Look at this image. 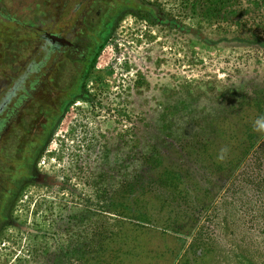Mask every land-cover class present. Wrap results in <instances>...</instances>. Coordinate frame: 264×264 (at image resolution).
Wrapping results in <instances>:
<instances>
[{"label": "rangeland", "instance_id": "rangeland-1", "mask_svg": "<svg viewBox=\"0 0 264 264\" xmlns=\"http://www.w3.org/2000/svg\"><path fill=\"white\" fill-rule=\"evenodd\" d=\"M64 1L0 0V104L20 83L23 43L36 50ZM154 1L185 29L118 23L90 76L96 99L70 109L41 158L54 174L60 153L83 178L75 193L20 192L0 264H264V138L224 171L264 96V0ZM172 171L176 191L159 179Z\"/></svg>", "mask_w": 264, "mask_h": 264}, {"label": "flooded vegetation", "instance_id": "flooded-vegetation-1", "mask_svg": "<svg viewBox=\"0 0 264 264\" xmlns=\"http://www.w3.org/2000/svg\"><path fill=\"white\" fill-rule=\"evenodd\" d=\"M56 10L34 31L36 50L29 55L30 44L23 43L20 83L0 104V155L8 152L17 158L21 191L39 185L76 192L77 184L72 181L77 175L83 176L76 172L74 161L66 174V159L58 153L59 170L49 174L41 158L50 135L60 130L70 109L80 100L96 99L90 76L118 23L134 15L152 23L180 27L178 20L165 15L154 0H66ZM263 100L264 96L251 100L254 111L247 116L241 133L248 123L258 120L257 103ZM78 144L87 146L86 141ZM240 145L243 144L237 147Z\"/></svg>", "mask_w": 264, "mask_h": 264}, {"label": "trees", "instance_id": "trees-1", "mask_svg": "<svg viewBox=\"0 0 264 264\" xmlns=\"http://www.w3.org/2000/svg\"><path fill=\"white\" fill-rule=\"evenodd\" d=\"M179 26L182 29L185 27L181 24ZM188 31H192L202 35L199 30H194L193 28H188ZM204 40L208 43H217L213 42L207 38ZM255 41H258L262 46H264V40H259L256 38ZM257 117H264V100L257 103ZM248 123V122H247ZM254 123H248L246 125L245 131H243L241 139L243 145L237 147V151L241 152L240 158L235 161H232L228 164L224 171L227 174V179L233 176V172L237 170L241 163L245 160L246 156L255 148V146L264 138V131H257L254 128ZM236 137V136H235ZM234 137V138H235ZM239 149V150H238ZM5 152V151H4ZM239 152V153H240ZM14 154H9L8 152L2 153L0 155V237L3 229L6 226H9L14 222L12 218V212L15 205L16 200L19 197V194L22 189L21 181L18 177L5 175V173L10 172H17L19 174V166L17 158L13 156ZM162 182L168 184L172 189L176 191L180 187L181 180L175 173L172 171L170 175L163 173L160 178ZM142 218L140 219L141 222L147 221L144 217L146 216L143 212H141ZM144 216V217H143ZM99 264H122L117 259H108V260H99L97 261ZM102 262V263H101Z\"/></svg>", "mask_w": 264, "mask_h": 264}, {"label": "clouds", "instance_id": "clouds-1", "mask_svg": "<svg viewBox=\"0 0 264 264\" xmlns=\"http://www.w3.org/2000/svg\"><path fill=\"white\" fill-rule=\"evenodd\" d=\"M254 127L257 131H264V117L258 118V120L255 122Z\"/></svg>", "mask_w": 264, "mask_h": 264}, {"label": "water", "instance_id": "water-1", "mask_svg": "<svg viewBox=\"0 0 264 264\" xmlns=\"http://www.w3.org/2000/svg\"><path fill=\"white\" fill-rule=\"evenodd\" d=\"M60 40H62V39H60Z\"/></svg>", "mask_w": 264, "mask_h": 264}]
</instances>
